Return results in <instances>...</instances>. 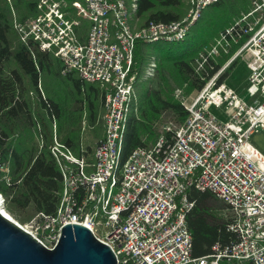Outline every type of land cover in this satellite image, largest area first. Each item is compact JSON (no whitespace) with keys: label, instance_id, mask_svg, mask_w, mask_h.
<instances>
[{"label":"built area","instance_id":"1","mask_svg":"<svg viewBox=\"0 0 264 264\" xmlns=\"http://www.w3.org/2000/svg\"><path fill=\"white\" fill-rule=\"evenodd\" d=\"M218 0H187L179 19L138 25V0H39V12L16 22L23 41L60 57L66 69L105 86V133L89 164L56 135L50 147L63 177L53 213L35 212L20 225L46 246L58 241L66 223H81L114 250L117 264H264V153L249 140L264 129V0H254L217 43L197 58L228 51L230 40L244 42L183 101L180 124H164L151 145L135 147L123 160L121 147L134 93L138 40L182 39L203 9ZM81 18L90 21L85 38ZM248 52L245 83L231 73ZM152 61L147 73H152ZM1 166V165H0ZM5 173L9 172L8 168ZM8 177V176H7ZM210 190L232 212L228 227L236 239L216 242L211 252L192 255L187 214L194 206L187 189ZM2 204L4 197L2 196Z\"/></svg>","mask_w":264,"mask_h":264},{"label":"trees","instance_id":"2","mask_svg":"<svg viewBox=\"0 0 264 264\" xmlns=\"http://www.w3.org/2000/svg\"><path fill=\"white\" fill-rule=\"evenodd\" d=\"M253 1L218 0L209 4L180 40L137 41L130 72L134 93L121 147L123 160L135 147L156 140L166 111L177 124L186 119L188 111L175 89L181 87L188 94L201 88L244 42L245 35L237 40L228 36V51L208 55L197 69L199 55L222 30L250 10ZM38 2L0 0V192L5 209L20 221L39 210L53 213L59 204L63 177L50 149L54 135L92 164L95 148L105 133V86L84 79L77 70L63 71L65 64L60 57L21 39L16 22L35 16ZM187 10V0H138L136 16L138 25H145L182 18ZM89 23L81 18L76 28L83 39ZM152 61L156 69L148 75L146 68ZM3 168L9 169L7 175ZM187 192L194 200L187 214L193 256L211 252L216 242L236 239L228 227L232 212L223 201L220 203L208 189L189 187ZM219 264L236 263L224 258Z\"/></svg>","mask_w":264,"mask_h":264},{"label":"water","instance_id":"3","mask_svg":"<svg viewBox=\"0 0 264 264\" xmlns=\"http://www.w3.org/2000/svg\"><path fill=\"white\" fill-rule=\"evenodd\" d=\"M1 202L0 264H117L112 247L86 225L64 224L58 241L49 247L10 218Z\"/></svg>","mask_w":264,"mask_h":264},{"label":"rangeland","instance_id":"4","mask_svg":"<svg viewBox=\"0 0 264 264\" xmlns=\"http://www.w3.org/2000/svg\"><path fill=\"white\" fill-rule=\"evenodd\" d=\"M198 20V19H197ZM196 20V21H197ZM195 21V22H196ZM194 22V23H195ZM220 37V35H218V37L215 38V41L211 44V46L215 45L217 43L218 38ZM211 46L207 49L210 50ZM220 51H223V47H220ZM239 48V47H238ZM237 48V49H238ZM218 55V54H217ZM215 55V56H217ZM220 55V54H219ZM251 59V55L248 52H244L242 55L238 56L236 58V61L234 63V65H231L232 68H230L231 73H233L234 76H237L241 83H245V76L247 75V73L249 72V69L247 67V61ZM153 60V59H152ZM151 63V62H150ZM149 65L146 68V72L149 70ZM157 65V64H156ZM156 65L154 67V69L152 70V73H147L148 75H152L155 72L156 69ZM196 89H194L193 91L189 92L188 94L184 93L183 88L181 87H177L175 89V95L176 97H179L181 99V101H186V99H189L191 95H193L195 93ZM163 120L164 122H162L160 128L163 127L164 124L170 123V124H174L176 125L177 123L173 120V118L171 117V113L170 112H165L163 115ZM249 140L250 142L257 147L261 152L264 153V129L261 126H258L257 129H255L251 135L249 136ZM152 144V143H151ZM150 144V145H151ZM220 203H222V200H219ZM216 203V202H215ZM230 211V209H229ZM14 217V216H13ZM16 219V218H15ZM18 221V219H16ZM28 220V219H26ZM24 220V221H26ZM20 221V220H19ZM18 221V222H19Z\"/></svg>","mask_w":264,"mask_h":264},{"label":"bare ground","instance_id":"5","mask_svg":"<svg viewBox=\"0 0 264 264\" xmlns=\"http://www.w3.org/2000/svg\"><path fill=\"white\" fill-rule=\"evenodd\" d=\"M0 201H2V195L0 194ZM2 203V202H1ZM9 214L10 218H12L13 220H16L15 217H13L7 210L5 211ZM17 221V220H16ZM18 222V221H17ZM19 223V222H18Z\"/></svg>","mask_w":264,"mask_h":264}]
</instances>
